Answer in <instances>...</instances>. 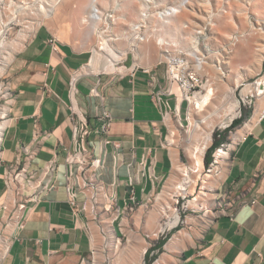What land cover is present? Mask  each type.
Segmentation results:
<instances>
[{
  "label": "crops",
  "instance_id": "1",
  "mask_svg": "<svg viewBox=\"0 0 264 264\" xmlns=\"http://www.w3.org/2000/svg\"><path fill=\"white\" fill-rule=\"evenodd\" d=\"M70 26H38L8 69V123L0 146V237L7 248L0 264H86L95 254L97 227L103 242H120L123 234L133 256L141 254L143 239L157 226L155 196L173 183L175 160L183 158L169 137L184 103L170 97L164 115L153 94L160 86H150L144 67L129 57L93 63L89 45L72 38L77 34ZM72 104L93 128L105 114L112 118L108 132L92 134L90 152L98 164L86 167L98 185L95 212L86 191L77 190L76 206L69 202ZM257 107L240 123L246 129L212 191L213 198L232 200L228 213L210 221L209 211L198 209L197 221L168 234L160 230L148 241L144 259L150 249L149 257L164 264H264V112L254 119ZM12 171L19 176L10 182ZM125 219L131 229L124 232ZM106 227L115 235L109 237Z\"/></svg>",
  "mask_w": 264,
  "mask_h": 264
},
{
  "label": "rangeland",
  "instance_id": "2",
  "mask_svg": "<svg viewBox=\"0 0 264 264\" xmlns=\"http://www.w3.org/2000/svg\"><path fill=\"white\" fill-rule=\"evenodd\" d=\"M39 0H0V123L7 119L3 116V109L9 106L10 89L7 83V75L9 66L16 55L22 48L28 37L32 34V30L43 24H57L58 28L70 24V32L76 33L72 38L80 39L89 45L93 51V47L99 45V34L96 33V24L91 21H86L85 17L89 13V0H67L62 3L61 10L54 18L43 20L34 13H30L32 6L36 5ZM181 0H152L151 7H169L179 3ZM191 2V3H190ZM186 4L191 6L185 8L177 17H174L170 23L161 25L160 31L154 34L153 46L155 49L154 55L142 58L141 55L151 47L148 43H141L132 48V45L127 41L125 31L129 25L139 19L142 7V0H101L99 7L107 10L114 9L116 15L119 16L118 24L115 27L116 35L120 39L115 41V44L122 50L127 51L121 57V60L132 58L140 66L145 69H150L160 62L163 58L164 46L157 44V38H162L163 41H170L177 43L180 47L188 50L193 45L192 40L195 39V30L211 22L205 34L199 37V48L205 54L207 59L205 77L208 83L205 85V91L196 94L192 100V105L188 107L184 103L181 111V116L178 120L171 121L170 141L179 145L182 149L183 158L180 160L182 168L186 169L191 179L187 187L188 195L176 204V196L174 193L175 187L169 188L168 185L161 187L153 201L152 211L155 214L157 226L148 231L149 236L145 241L143 247L146 248L153 238L159 234L160 230H164L165 234L175 229L185 227L191 220H196L193 209L211 204L213 200V193L209 188H204V182L209 180V184L214 185L213 190L219 184V180L223 177L227 160L229 159L232 149L238 140H235V135L244 123L235 127H230L231 115H224V107L227 105L228 96L227 87H235V96L241 101L242 113L245 111L252 113L253 108L243 104V98L246 99L250 85L261 75H264V0H192ZM20 20V21H19ZM34 22V27L31 29L30 24ZM29 25V26H28ZM57 35V34H56ZM57 36H60L59 34ZM118 36V37H119ZM229 36H236L237 40L230 39ZM135 47V45H133ZM130 49V50H129ZM133 53V54H132ZM139 53V54H138ZM11 54V60L5 66V57ZM260 54L263 55L262 61L259 60ZM106 53L103 51L102 58ZM111 64V63H109ZM115 64V63H114ZM152 65V66H151ZM216 72V74H214ZM222 74V80H219L216 75ZM220 77V79H221ZM237 78L240 79L236 86ZM198 95H207L209 101L205 106L199 102ZM262 97V96H261ZM257 103H260V98ZM255 104V105H256ZM192 118V124L189 118ZM237 111L233 120L239 118ZM248 120V117L245 118ZM198 125V126H197ZM213 128L212 140L208 144L206 153L204 155V167L198 172H192L193 160L190 155V148L194 144H205L208 139L207 132ZM218 133L220 138H224L219 147L228 146L229 157L220 160L219 173L215 171L207 172L208 165L206 164V154L209 148L215 141V134ZM224 144V145H223ZM232 146V147H231ZM218 147V148H219ZM227 149V148H226ZM213 152V159L215 153ZM212 159V160H213ZM211 174L212 177H208ZM183 175L177 172L176 183L181 182ZM198 182V183H197ZM195 188V189H194ZM205 189V190H203ZM207 192V196H200V192ZM169 193V194H168ZM162 194L161 200L158 195ZM174 195V196H173ZM181 196V195H180ZM214 201V200H213ZM168 203L176 208V213L179 214L177 224H171L174 216L165 217L162 213V208ZM120 220L116 221V225ZM197 221V220H196ZM128 223V224H127ZM123 231L130 230V224L127 219L121 226ZM146 230V229H145ZM109 237L115 235V231H109L106 227ZM98 233V237H97ZM95 254L90 255L86 264H124L125 261L134 257L139 259L140 253L133 256L131 253V245L126 241V238L121 234L120 242H115L109 239L103 242V236L99 228H95ZM141 250V253L143 251ZM107 259V260H106ZM159 260L158 264H164L157 256L153 258L148 264H154ZM111 262V263H109ZM146 259L143 258L145 264Z\"/></svg>",
  "mask_w": 264,
  "mask_h": 264
},
{
  "label": "built area",
  "instance_id": "3",
  "mask_svg": "<svg viewBox=\"0 0 264 264\" xmlns=\"http://www.w3.org/2000/svg\"><path fill=\"white\" fill-rule=\"evenodd\" d=\"M183 1L184 0H181L179 3L169 7H155L153 9V6L151 7L152 0H144L139 19L131 23L124 33L127 41L132 40L131 45L136 46L140 43H144L150 37H154V34H157L160 31V24L164 25L170 23L172 19L168 21L169 18L177 14L182 6H186L188 2L184 4ZM85 20L87 22L91 21L92 24H96L95 27H97L96 30L98 34L110 35L109 38L112 42L120 39V36L116 35L118 33L115 31L119 16L116 15L114 9L111 8L104 10L99 7V4H96L89 10ZM209 25L210 23L208 21L207 24L197 28L195 31H197V34L202 37ZM160 44L165 47L163 58L160 61L163 67V75L159 80L153 83L151 82L150 86L152 88L160 86L153 91V94L156 97V103H158L160 109L164 112V115H166L168 111L171 110V105L168 103L170 97L175 98L177 103H186L189 107L192 105V100L196 94L205 91V85L208 83V79L204 75L207 59L205 54L200 50L199 45L185 50L177 43L170 41L160 42ZM76 82V78L71 80V90L75 88ZM247 85H250L251 87L248 90L246 99L243 98V104L254 109L259 97L264 95V75H261L253 83H248ZM239 102L240 106L238 113L239 116H241V101ZM70 107L72 111L71 118L73 121L74 152L71 157H68V168L66 173L69 202L73 206H76L77 190L86 191L90 194L93 203L92 210L95 212L98 185L96 180L87 174L86 167L87 165L92 167L97 166L98 164L97 159H94L90 152L92 134L97 132H108L112 118L109 114H105V122L99 128H93L87 117L80 113L73 104ZM226 148L228 149V146H226ZM75 161L79 163L77 167L73 165ZM208 166L207 172L215 171L216 174L219 173V162L216 158L213 159ZM49 170H52V168L50 167ZM203 171H206L205 166ZM18 176L19 174L15 175L13 171L10 172V182L18 179ZM30 178H32V176H30ZM25 182L28 184L27 179ZM208 190L214 191L213 189ZM176 197V204H178L181 198L184 199L186 196L179 195ZM39 198L40 196L38 193L31 197L34 202L39 201ZM213 200V203L199 208V210L203 209L204 211H209L210 221L223 214H227L229 207H232V200L228 199L226 196L216 197L213 198ZM255 201L254 198L249 201L246 200L245 203H255ZM24 205L25 203L20 204V206ZM192 211L198 213V209L192 208ZM3 245L7 248L6 239L0 237V253Z\"/></svg>",
  "mask_w": 264,
  "mask_h": 264
},
{
  "label": "bare ground",
  "instance_id": "4",
  "mask_svg": "<svg viewBox=\"0 0 264 264\" xmlns=\"http://www.w3.org/2000/svg\"><path fill=\"white\" fill-rule=\"evenodd\" d=\"M66 1L67 0H39L38 3H36L35 6L34 5L32 6V8L30 10V13L32 12V13H34L36 15H39V17L41 19H43V20H47L49 18H54V17H56L58 15V12L61 10V7L63 5L62 3H65ZM190 1H192V0H184L183 3L184 4L186 2L189 3ZM99 3H101V0H89V4H90L89 9H92L93 6H95L96 4L98 5ZM143 5H144V0H142V7H143ZM189 6H191V5L189 4L188 6H182L180 11H178L177 14L171 16L168 21H170V19H173V17H177L185 8H187ZM209 23H211V22H209ZM33 24H34V22L32 24H30L31 29H33V27H34ZM161 25L162 24H160V26ZM38 26H39V24H38ZM37 27H35L34 30ZM61 30H60V32H58L59 34L61 33L60 36H62V33L64 32V31H61ZM194 32H195V35H194L195 39L192 40L193 45L191 46V48L196 47L197 45H199V37H200V35L197 34V31H194ZM96 33H98L97 30H96ZM100 36H99V38H100L99 45L97 47H93V51H92L93 52V58H92L93 63H95V64H101V63L114 64V63H116L119 60L121 61L122 55L124 53H126L127 51H122L115 44V42H112L110 40V38H109L110 35L102 34ZM229 37H230V39H233L235 37L234 39L237 40L236 36H229ZM152 40H153V37H150L147 41L144 42V43H148L149 42L150 43L149 45L151 47H149L145 51V53L143 55H141L142 58L150 57V56L154 55L155 49H154V46H153L154 44H153ZM129 41L131 43L132 40H129ZM156 41H157V44H160V42H164L162 40V38H160V37L157 38ZM133 48H136V46L135 47L132 46V48H130V49L133 50ZM103 51L106 53V55L103 56L104 59L102 58ZM11 56H12L11 54H8V56L5 57V60H4V65L5 66L11 60ZM262 57H263V55L260 54L259 60L262 61ZM159 60L161 61L162 57ZM207 62L208 61H206L205 69H206ZM156 66H157V69H160V71H157L156 69H146V72H148L150 74L149 75V79H148V83L150 82V84H151V82L153 83V82L159 80L162 77V73H163V69L162 68L163 67H162L161 63L159 62L158 64H156ZM205 69H204V71H206ZM214 74H216V72ZM221 76H222V74L221 75H216V78L218 77L219 80H222ZM220 77H221V79H220ZM239 82H240V79L237 78V81L235 82L236 86L239 84ZM198 96H199L198 97L199 98V102L202 104V106H205V104H207V102L209 101V97L207 95H198ZM225 96H228L229 100L226 103L227 105L223 109L224 110V115H231V121H232V119L236 115V113H237V111L239 109V106H240V102H239L238 98L235 96V87H232V88H230V87L228 88L227 87V95H225ZM260 100H261L260 103L257 104L258 107H257L256 112L254 114V119H257L260 116V114H262L264 112V95L260 98ZM8 110H9L8 107L3 109V116L7 117ZM189 119H190L189 122H191V124H192L193 123L192 122V118L190 117ZM7 123H8L7 119H5L4 121H2L0 123V146H1V142L3 141L2 140L3 139V135H4L3 132L5 131ZM245 129L246 128L244 126L239 129V131L236 133V135L234 137L235 140L239 139V137L244 133ZM212 132H213V128H211L207 132L206 137H207L208 141L205 144H202V145L201 144L200 145L199 144H194L190 148V155H191L192 160H193V166H192V170H191L192 172H198L201 169V167H204V164H205L204 163V155L206 153V149L208 148L209 142L213 138ZM229 149H230L229 147H228V149H226L224 147L217 148L216 153H215V157H216L218 162H220V160H222V158L225 159V158L229 157V155H230ZM175 167H176V171L183 175V178H182L181 182H179V183L178 182L176 183L177 179L175 178L173 183H170L168 186H169V188H172L173 186L175 187V191H174L175 195L176 194H179V195L187 194L188 195L187 187H188V185L191 182V179L189 178L188 171H186V169L182 168V166H181V164H180V162H179V160L177 158L175 160ZM207 176L208 177H212L211 174H207ZM21 179L24 180V178H22V177H21ZM213 181H211L210 184H209V180L208 181L206 180L204 182V188L213 189L214 185L211 184V183H214ZM161 195L162 194L158 195V199L159 200L163 199ZM204 195H207V193L205 191H201L200 192V196H204ZM161 208H162V213H163V215L165 217H170L171 215L174 216V220L172 221L171 224H177L178 223V220H179L180 216H179L178 213L175 212L176 208H174V206H172V204L168 203L167 205H165L164 207H161ZM152 217H155L154 213H153ZM145 249L146 248L143 249L142 253L140 254L139 259H135L134 257H131V259H129L128 261H125L124 264H142L143 263V253H144ZM5 250H6V246L3 245L2 246V251L0 253V258L4 254ZM158 263H159V260H157L154 264H158Z\"/></svg>",
  "mask_w": 264,
  "mask_h": 264
},
{
  "label": "trees",
  "instance_id": "5",
  "mask_svg": "<svg viewBox=\"0 0 264 264\" xmlns=\"http://www.w3.org/2000/svg\"><path fill=\"white\" fill-rule=\"evenodd\" d=\"M248 113L245 111L244 113H242V115L239 118H236L232 121L230 127H235L238 124H240L246 117H247ZM220 136H218V133L215 134V141L213 143V145L209 148L205 160H206V164L209 165L210 162L213 159V152L216 148H218L222 143H224L223 139L224 138H220ZM149 253H150V249L146 252L145 255V259H146V264H148V262H150L152 260V258L149 257Z\"/></svg>",
  "mask_w": 264,
  "mask_h": 264
}]
</instances>
